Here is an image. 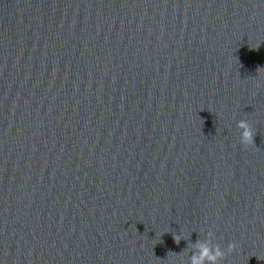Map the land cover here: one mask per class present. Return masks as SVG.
<instances>
[{
  "label": "water",
  "instance_id": "obj_1",
  "mask_svg": "<svg viewBox=\"0 0 264 264\" xmlns=\"http://www.w3.org/2000/svg\"><path fill=\"white\" fill-rule=\"evenodd\" d=\"M203 241L264 264V0H0V264Z\"/></svg>",
  "mask_w": 264,
  "mask_h": 264
},
{
  "label": "clouds",
  "instance_id": "obj_2",
  "mask_svg": "<svg viewBox=\"0 0 264 264\" xmlns=\"http://www.w3.org/2000/svg\"><path fill=\"white\" fill-rule=\"evenodd\" d=\"M238 127L243 130L240 136L241 142L244 144L253 143L254 131L249 121H238ZM208 235L211 237L213 234L209 232ZM174 238L179 242L181 236L176 234ZM196 248L197 251L193 253L190 264H217V261L225 255L219 244L213 245L209 241L197 242ZM233 248H235V244L229 243L228 249L232 250Z\"/></svg>",
  "mask_w": 264,
  "mask_h": 264
}]
</instances>
